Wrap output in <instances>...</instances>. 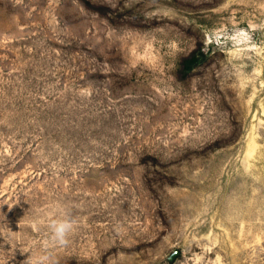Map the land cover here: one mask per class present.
<instances>
[{
    "label": "rangeland",
    "instance_id": "rangeland-1",
    "mask_svg": "<svg viewBox=\"0 0 264 264\" xmlns=\"http://www.w3.org/2000/svg\"><path fill=\"white\" fill-rule=\"evenodd\" d=\"M66 211L57 264H264V0H0V264Z\"/></svg>",
    "mask_w": 264,
    "mask_h": 264
},
{
    "label": "clouds",
    "instance_id": "clouds-1",
    "mask_svg": "<svg viewBox=\"0 0 264 264\" xmlns=\"http://www.w3.org/2000/svg\"><path fill=\"white\" fill-rule=\"evenodd\" d=\"M33 227H37L36 223L33 224ZM76 227L77 220L72 216L70 211L64 212L63 215L58 218L50 219L47 223L48 237L43 245L46 251L35 258L28 256L23 264H57L55 259L47 251L49 245L52 247H66L69 244V237ZM2 231L11 232L4 223L3 226L0 227V232Z\"/></svg>",
    "mask_w": 264,
    "mask_h": 264
},
{
    "label": "trees",
    "instance_id": "trees-1",
    "mask_svg": "<svg viewBox=\"0 0 264 264\" xmlns=\"http://www.w3.org/2000/svg\"><path fill=\"white\" fill-rule=\"evenodd\" d=\"M196 62H197V57H196V54L194 53L191 57L186 59L185 66H186V68H189Z\"/></svg>",
    "mask_w": 264,
    "mask_h": 264
},
{
    "label": "water",
    "instance_id": "water-1",
    "mask_svg": "<svg viewBox=\"0 0 264 264\" xmlns=\"http://www.w3.org/2000/svg\"><path fill=\"white\" fill-rule=\"evenodd\" d=\"M180 253H181V250L176 249V250L170 255L169 259H170V260H174V258H176V256H177L178 254H180Z\"/></svg>",
    "mask_w": 264,
    "mask_h": 264
}]
</instances>
